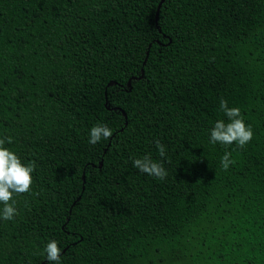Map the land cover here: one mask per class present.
Listing matches in <instances>:
<instances>
[{"label":"trees","instance_id":"obj_1","mask_svg":"<svg viewBox=\"0 0 264 264\" xmlns=\"http://www.w3.org/2000/svg\"><path fill=\"white\" fill-rule=\"evenodd\" d=\"M221 99L242 149L209 142ZM7 137L36 167L0 264H50L52 240L60 264H264V0H0Z\"/></svg>","mask_w":264,"mask_h":264},{"label":"clouds","instance_id":"obj_2","mask_svg":"<svg viewBox=\"0 0 264 264\" xmlns=\"http://www.w3.org/2000/svg\"><path fill=\"white\" fill-rule=\"evenodd\" d=\"M220 110L227 117L225 120H217L210 129V140L212 144H221L230 146L235 144L239 148L244 146L253 138V131L250 125H247L241 115L238 107H228L227 101L220 100ZM112 136V130L106 125L97 124L90 129L89 143L95 145L102 139L107 140ZM12 143V138H0V204L3 205L0 216L6 221L12 220L17 215L15 207V197L32 192L34 183L32 173L36 167L34 161L25 164L20 157L4 147L5 143ZM156 147L160 157L165 156L164 146L157 140ZM231 152H225L221 158V167L228 170L234 163ZM133 166L140 172L149 176L164 180L168 173L161 161L154 160L150 155L133 160ZM46 259L55 264H60L61 249L55 240L49 241L44 249Z\"/></svg>","mask_w":264,"mask_h":264},{"label":"water","instance_id":"obj_3","mask_svg":"<svg viewBox=\"0 0 264 264\" xmlns=\"http://www.w3.org/2000/svg\"><path fill=\"white\" fill-rule=\"evenodd\" d=\"M159 6H160V5H159ZM159 6H158V9H157V13H156V15L158 14Z\"/></svg>","mask_w":264,"mask_h":264}]
</instances>
